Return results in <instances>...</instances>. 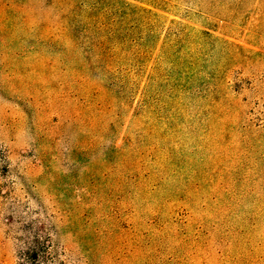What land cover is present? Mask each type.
I'll list each match as a JSON object with an SVG mask.
<instances>
[{
    "label": "rangeland",
    "instance_id": "374dc122",
    "mask_svg": "<svg viewBox=\"0 0 264 264\" xmlns=\"http://www.w3.org/2000/svg\"><path fill=\"white\" fill-rule=\"evenodd\" d=\"M0 146V264H264V0H0Z\"/></svg>",
    "mask_w": 264,
    "mask_h": 264
},
{
    "label": "trees",
    "instance_id": "16d2710c",
    "mask_svg": "<svg viewBox=\"0 0 264 264\" xmlns=\"http://www.w3.org/2000/svg\"><path fill=\"white\" fill-rule=\"evenodd\" d=\"M98 43L104 48L105 41L99 39ZM8 159L4 149L0 146V163L4 170H7ZM52 244L46 239L36 237V240L29 244L26 249L20 251V264H51L53 263V254L51 253Z\"/></svg>",
    "mask_w": 264,
    "mask_h": 264
}]
</instances>
